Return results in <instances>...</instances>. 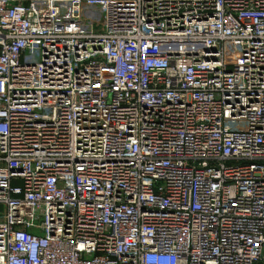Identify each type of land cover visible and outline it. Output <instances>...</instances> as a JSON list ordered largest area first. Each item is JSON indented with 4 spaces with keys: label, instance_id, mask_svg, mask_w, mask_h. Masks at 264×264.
<instances>
[{
    "label": "built area",
    "instance_id": "1",
    "mask_svg": "<svg viewBox=\"0 0 264 264\" xmlns=\"http://www.w3.org/2000/svg\"><path fill=\"white\" fill-rule=\"evenodd\" d=\"M0 264H264V0H0Z\"/></svg>",
    "mask_w": 264,
    "mask_h": 264
},
{
    "label": "rangeland",
    "instance_id": "2",
    "mask_svg": "<svg viewBox=\"0 0 264 264\" xmlns=\"http://www.w3.org/2000/svg\"><path fill=\"white\" fill-rule=\"evenodd\" d=\"M2 209H3L2 206H0V211H1Z\"/></svg>",
    "mask_w": 264,
    "mask_h": 264
}]
</instances>
